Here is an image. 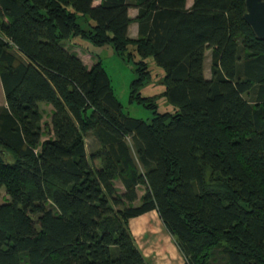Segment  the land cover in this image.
Here are the masks:
<instances>
[{"label":"trees","instance_id":"obj_1","mask_svg":"<svg viewBox=\"0 0 264 264\" xmlns=\"http://www.w3.org/2000/svg\"><path fill=\"white\" fill-rule=\"evenodd\" d=\"M94 1L0 0V264H145L127 221L150 211L182 264H264V40L244 0ZM70 39L139 58L129 99L148 122L122 114ZM147 58L171 113L136 94Z\"/></svg>","mask_w":264,"mask_h":264},{"label":"rangeland","instance_id":"obj_2","mask_svg":"<svg viewBox=\"0 0 264 264\" xmlns=\"http://www.w3.org/2000/svg\"><path fill=\"white\" fill-rule=\"evenodd\" d=\"M63 46L73 53H76L78 57L81 58L82 63L86 67H90L94 62L98 61L100 63L101 69L104 72L106 78L108 79L111 93L115 100L120 104L122 114L126 117L148 122L152 117L151 110L144 108L142 104L136 99H129L130 83L135 78L133 73V62L139 60V58L131 53L129 60L120 59L117 57L112 49L108 45L103 46H93L87 41L79 39H70L62 43ZM15 54V53H14ZM210 55L209 51L205 53V59L203 64V74L208 77ZM147 65V70L149 72V79L141 84L137 90L141 98H154L155 111L156 113H171L172 107L165 101L162 93L164 91V86L162 85L161 78L163 72L161 69L156 67L151 58L144 60ZM242 98L250 101V95H242ZM3 95L0 87V106L3 104ZM40 106L43 104H39ZM48 123L47 111H42L41 124ZM48 135L43 133V137L40 139L43 141ZM84 146L87 153H91L97 149L94 138L87 134L84 137ZM96 166V163H94ZM115 187L121 192L118 183H115ZM142 195V188L138 187L136 190V197ZM7 200L2 189H0V204ZM138 200L134 202V206L138 205ZM140 248L143 250L145 247L138 243ZM219 262L217 261V264Z\"/></svg>","mask_w":264,"mask_h":264},{"label":"crops","instance_id":"obj_3","mask_svg":"<svg viewBox=\"0 0 264 264\" xmlns=\"http://www.w3.org/2000/svg\"><path fill=\"white\" fill-rule=\"evenodd\" d=\"M98 3L99 0H95L92 3V6L98 5ZM191 4H192V0H185L184 6L186 9H189ZM127 15L130 19H133L136 16V10L133 8H129L127 11ZM126 36L128 39L131 40L136 39L137 26L135 23L129 24V26L127 27ZM65 49L73 53L69 49L67 48ZM205 53H204V59H205ZM73 54L82 62L81 58L78 57L76 53ZM203 64H204V60H203ZM86 68L88 69L89 67ZM203 77L205 79L208 78L205 77L204 74ZM3 105H4V101L1 106ZM38 108L41 113L42 111L45 112L46 110L49 117V113H50L49 106L38 105ZM136 200H138V198ZM127 227L132 236L134 244L138 249V251L140 252L145 264H182L183 263L182 257L180 256L177 249L173 245L171 238L162 228L154 211H150L135 218L129 219L127 221ZM138 243L142 244L145 248L142 250Z\"/></svg>","mask_w":264,"mask_h":264},{"label":"water","instance_id":"obj_4","mask_svg":"<svg viewBox=\"0 0 264 264\" xmlns=\"http://www.w3.org/2000/svg\"><path fill=\"white\" fill-rule=\"evenodd\" d=\"M244 22L254 36L264 40V0H244Z\"/></svg>","mask_w":264,"mask_h":264}]
</instances>
